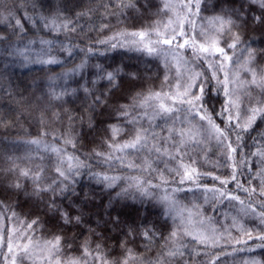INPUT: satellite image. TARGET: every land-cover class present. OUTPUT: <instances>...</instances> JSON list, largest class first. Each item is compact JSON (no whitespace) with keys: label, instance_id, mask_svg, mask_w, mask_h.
Segmentation results:
<instances>
[{"label":"snow or ice","instance_id":"1","mask_svg":"<svg viewBox=\"0 0 264 264\" xmlns=\"http://www.w3.org/2000/svg\"><path fill=\"white\" fill-rule=\"evenodd\" d=\"M71 2L22 18L0 5V58L47 73L36 135L0 107L17 132L0 135V264H264V0ZM110 53L144 71L92 63ZM80 92L82 113L63 108ZM81 177L107 193L96 219Z\"/></svg>","mask_w":264,"mask_h":264},{"label":"trees","instance_id":"2","mask_svg":"<svg viewBox=\"0 0 264 264\" xmlns=\"http://www.w3.org/2000/svg\"><path fill=\"white\" fill-rule=\"evenodd\" d=\"M59 0H35V8H33L32 4L28 2V0H0V5L7 3L8 8L14 13V15L19 16L22 18L23 13L26 11L29 15L35 16L36 14H44L48 15L50 12L55 10V7ZM215 0H210V3H214ZM75 0L69 4V7H73ZM239 5H237L238 7ZM19 9V11H17ZM247 9V5H246ZM79 10V9H76ZM155 11V9H152ZM219 10L217 9L216 12ZM0 13L4 16H7V11L0 7ZM204 15H212L214 14L212 10L203 13ZM251 14H258V12L253 9ZM83 23V21H82ZM115 24V20L112 21ZM30 25H26V28H30ZM11 32V28L8 25L0 24V34H9ZM36 35L44 36L45 38H51L45 32L36 33L34 31H29L28 36L25 39H32L35 38ZM95 35V34H93ZM249 36H256L259 37L260 33L258 32H250L248 33ZM13 40L16 39L15 36L12 37ZM63 39V36L60 37ZM254 48L264 47L261 44L253 45ZM75 62H79L78 60ZM101 63L105 66L107 70H112L118 64H125L128 65L126 70H136L139 68L141 72L144 71V65L142 62L136 60L134 57L129 59L128 56H122L119 53H110L106 57H98L93 59L92 63ZM261 66H264V60L260 61ZM32 71H28L27 69L21 68L18 63L14 62L12 58L7 57L5 54L4 58H0V76L3 77V80L0 81V84L11 91L14 94V99L6 94H0V107H2L5 111L10 108H18L20 112L23 113L20 122L24 124L26 128L32 133V135H36L38 131V125L35 123L34 120L31 119L32 116H38L40 111V101L37 99L41 97L44 93V89L46 87L45 84V77L47 73L38 71L39 66L33 65ZM60 69L56 68L54 71H59ZM95 77V71L93 69H89L85 79L91 80ZM34 79L38 81L36 86H33ZM70 87L74 88L77 87L75 82L70 83ZM97 88V95H100L104 92L106 88V82L101 81L99 84L96 85ZM59 91V89H57ZM119 95V92L116 93ZM68 103L63 105V108H67L71 110L73 113H82L85 109V106L88 102H90L91 97L87 100L84 97L83 92L77 94L74 97H66ZM55 110L62 111L63 109L60 106H57ZM103 119V117H100ZM58 126V125H57ZM78 131H80V124L79 122L76 125ZM0 135L8 136L10 138H15L17 136V132L15 130H3L0 129ZM82 135L84 139L82 140V144L85 146L83 147V151H88L90 147L95 146L90 142L93 140V137L96 136L95 132H89L87 127L83 128ZM99 142V137H97V143ZM17 155H21V152H17ZM76 190L80 192H88L93 194L94 196V204L90 201L89 202V209L92 213V218L96 219L95 213L101 211V202H106L107 200V193H104L100 190V188L90 181H88L87 177H81L79 179V183L75 186ZM71 199V198H70ZM68 203V201H65ZM147 207V206H145ZM127 211H132V209H128ZM133 218L143 219V213L140 217H136L135 212L132 213ZM159 216V210L156 208H152L150 214H148V219L155 221ZM112 243L111 241L109 242ZM140 241L137 240V244ZM135 247V245H132ZM142 251V249H141Z\"/></svg>","mask_w":264,"mask_h":264}]
</instances>
